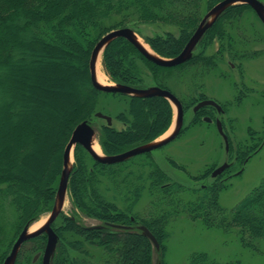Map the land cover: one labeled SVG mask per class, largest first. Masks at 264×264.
Instances as JSON below:
<instances>
[{
    "label": "trees",
    "instance_id": "1",
    "mask_svg": "<svg viewBox=\"0 0 264 264\" xmlns=\"http://www.w3.org/2000/svg\"><path fill=\"white\" fill-rule=\"evenodd\" d=\"M219 1L0 0V76L5 77L11 70L16 73L14 62L23 60L27 50L39 53L42 46L59 47L68 53L72 49L81 52V67L72 68L82 69L84 73L83 79L79 80L81 97L75 102L77 111L57 143L58 155L53 167L45 165L41 159L34 160L31 165L26 164L24 169L17 166V160L23 163L24 156L33 151L31 143L39 133V127L31 119L36 111L32 108L24 113L20 105L9 108L7 103L0 102V122L10 125L11 121L13 128L20 122V126L27 130L25 135L21 131L16 135L14 130L8 129L5 139L0 130V264H4L23 229L35 223L45 212L52 211L62 176L65 148L79 124L87 121L95 127L100 96H117L127 103V109L115 117L122 123L121 129L103 124L97 130L100 146L107 156L155 141L167 132L173 122L172 104L164 97H133L94 88L90 59L101 37L120 28L128 27L142 35L140 25L167 27L164 35L143 37L156 53L172 58L180 53L204 15ZM246 8L248 5L242 4L227 9L209 29L200 45L205 44L209 36L231 43L234 37L228 33V29L237 27L235 24H239L244 13L249 10H244ZM102 58L104 70L113 82L136 88L146 87L145 68L158 80L162 70L171 71L207 63L196 57L174 68L161 67L147 60L131 42L122 37L107 46ZM25 71L22 70V73ZM14 86V77L7 76L4 80L0 78V90L3 91V87L10 90ZM157 86L169 89L163 83ZM19 112L22 117L14 118ZM203 115L200 111L195 122H201ZM256 134L255 130L249 132L251 144L256 141ZM232 146L231 151L234 148ZM236 149L241 152V160L253 152V146L240 145ZM129 161L100 163L84 147L76 146L75 165L69 180L74 208L72 215H64L63 223L56 226L59 242L52 264H153L154 245L143 235L140 226H146L157 238L161 264H166L164 241L169 236L167 226L170 223V212L160 209L159 204L172 205L178 195L187 191L186 187L172 183L167 172L151 162L152 169L147 175L150 184L148 191L155 197V201L151 204L150 212H135L145 189L142 183L145 178L142 175L136 177V184L140 185H133L127 195L122 193L123 205L118 206L116 200L109 199L98 184L100 176H108L117 183L118 176L123 175V165ZM214 168L208 169L198 180L209 177ZM41 174L43 180L33 182V176ZM131 174L129 172L128 176ZM211 184L195 190L197 199L186 203L184 211L193 220H202L208 227L239 229L243 243L247 246H252L253 240L263 239L264 180L231 211H227L219 202L223 183L216 179ZM115 188L122 191L123 187L117 184ZM83 217L99 221L101 227L87 226ZM46 240V236L42 235L31 240L40 242L34 254L43 250ZM33 255L29 256L30 260ZM19 258L20 254L15 264H21ZM189 264L216 263L207 253H196L190 258Z\"/></svg>",
    "mask_w": 264,
    "mask_h": 264
},
{
    "label": "rangeland",
    "instance_id": "2",
    "mask_svg": "<svg viewBox=\"0 0 264 264\" xmlns=\"http://www.w3.org/2000/svg\"><path fill=\"white\" fill-rule=\"evenodd\" d=\"M235 26H241L242 28L238 30L242 31L248 38H252L253 33L251 36L250 32H253V13L251 11L244 13L242 21L239 24H235ZM139 29L142 35L138 34V36L150 50H153L143 36L154 37L156 35H164L168 28L140 25ZM256 32L264 40V25L259 20L258 24H256ZM175 34L178 36L176 31ZM263 42L258 46L259 50L262 51H264ZM204 45L201 44L196 51L202 52ZM42 47L43 49L37 54H34L33 51L28 52L27 50L23 60L14 62L13 66L17 68L16 73L11 70L7 75L4 74L6 75L5 77L0 76L1 80H4L7 76L14 77L15 79L14 88L8 90V88L3 87V91L0 90L1 103H7L9 108L20 105L21 111L24 113H27L32 108L33 111H36L31 119L39 127V133L35 135L34 141L31 140L33 151L24 156L23 163L18 160L16 163L17 166L23 169L26 168V164L31 165L37 159L43 160L44 164L50 167L55 165L56 156L58 155L56 152L57 143L65 133L68 122L75 117L77 111L75 102L81 97L78 87H80L79 80L83 79L84 73L82 69L79 70V68L75 69L74 67H81L82 53L74 49L68 53L59 47ZM73 53L76 54L74 55ZM102 57L103 55L101 56V70L106 76L107 83L114 84L115 82L109 78L104 70ZM72 66L74 67L72 68ZM24 69L26 71L22 73ZM213 69L215 70L213 71ZM244 70L246 82L249 86L253 85L254 92L243 100L242 104L236 105L234 97L238 93L237 88L240 86L239 83H237V88L233 86L234 82L239 80V70L230 71L226 60L211 62L210 65L200 63L197 66H187L171 71L162 70L157 77L158 80H155L149 69L145 68V72L147 73L145 79L146 87H154L158 83H163L186 106L184 129L175 140L162 148L154 150L150 153V156L142 154L130 159L129 163L123 165V175L118 176L117 183L113 182L108 176H100L101 180L98 184L100 190L109 199L116 200L118 206H122V193L124 192L127 195L128 189L133 187V185H140L136 184L138 183L136 177L142 175L145 178V181L142 182L145 189L143 190L141 200L135 208V212L141 214L150 212L151 204L155 201V197L150 195L148 191L150 184L147 181V175L152 169L151 162H154L165 170L172 183L182 184L186 187L187 191L181 194V196L178 195L172 205H167L166 203L159 204L160 209L170 212V223L167 226L169 236L164 241L166 245L164 257L166 264H189L190 258L196 253H207L209 258L216 264H264V238L253 240L251 242L252 246H247L243 243L239 229L232 228L226 230L218 227H208L202 220H193L191 215L184 211L186 203L197 199L198 194L195 190L206 185H213L211 183L214 180L211 177H206L203 180H198V178L208 171V169L221 165L227 159L224 139L215 123L209 124L203 122V120L195 122L196 117L192 114V105L201 97L202 93H206L209 97L217 99L222 103L226 102L229 104L230 113H227L225 123L229 130H234L236 126V132L234 133L233 131V136L231 137L232 140L234 139V142H231L234 150L240 147V145L251 146L252 141L249 136V128H253L257 132L255 135L256 141L252 143L253 157L245 165L243 173L240 176L233 175L235 168H231L221 178H218V182H222V187H224L219 195L221 206L227 211H231L254 189L259 187L264 180V52L258 58L245 61ZM226 71L229 78L225 80L221 74L226 73ZM172 107L174 122H172L167 132L176 120V107ZM126 109V101L117 96L110 95L100 96L97 105L98 112L111 116L113 118V125L118 129H121L123 126L115 117ZM216 116L217 114L214 115V117ZM21 117L22 113L19 112V115H16L14 118ZM10 122V125L4 121L0 122V130L3 133L4 139L6 138L8 129L14 130L16 135L20 133L19 131L24 135L27 133V130L23 126H20V122L16 128H13ZM103 124H106L104 119L99 117L95 119L96 133L94 143L99 146L97 130ZM162 139L164 138L158 139V141ZM100 149L103 153L101 146ZM233 149L230 153L231 159L234 155ZM13 156L16 155L14 154ZM72 165L74 168L75 150L72 154ZM129 172L132 173L131 176H128ZM230 174L232 176L228 177ZM42 175H38L37 177L34 175L33 182L38 183L43 180ZM126 176L128 177L126 178ZM117 184L123 187L122 191L115 188ZM73 208L71 192L68 187L64 208L52 225L55 231L56 226L63 223L64 215H72ZM50 214L51 212H45L35 223L42 221L44 224ZM83 222L87 226L99 224V221L86 217H83ZM41 235L42 237L46 236ZM39 243L29 240L22 246L19 253V262L21 264H39L33 262V259H29V256L35 253ZM153 264H161L160 251H157L155 247Z\"/></svg>",
    "mask_w": 264,
    "mask_h": 264
},
{
    "label": "water",
    "instance_id": "3",
    "mask_svg": "<svg viewBox=\"0 0 264 264\" xmlns=\"http://www.w3.org/2000/svg\"><path fill=\"white\" fill-rule=\"evenodd\" d=\"M239 3L249 4L252 7L254 6L262 22L264 23V6L260 1L258 0H224L218 3L217 5H215L204 16L198 29L192 35L191 39L185 46L184 50L179 55L172 57V58H166V57L160 56L154 51L152 52L149 51L147 47L138 40L137 33L133 29L128 28V27L112 30L106 35L101 37V39L95 45L92 51V54H91V59H90L91 82L94 88L102 92L120 93V94L133 96V97H157L159 96V97L166 98L167 100L171 102L172 105L176 107V121H175L174 130L169 136H167L166 138L162 140H159V141L155 140L154 142L137 146L123 153L112 155V156H107L104 153L102 154L97 153L93 148L94 138H95V133H96L95 128L87 121L79 124L73 131L71 138L64 151L62 176H61V180H60L59 187L57 190V197H56L55 205L51 211L49 218L46 220V222L42 226L34 230H31L30 225L24 228V230L19 234L18 238L16 239L12 247V250L10 254L8 255V257L6 258L4 264H15L19 251L21 247L23 246V244L29 241L30 239L38 237L39 235L43 233H46L48 235V242H47V246H46V249L43 255V264H51V259L55 252V249L57 247L58 240H59L58 235L56 231L53 229L52 225L55 222V220L58 218V216L61 214L64 208V205H65V202H66V197H67L68 187H69V180H70L71 173L73 170L72 154L74 153L75 147L77 145H81L82 147H84L89 152V154L93 157V159L96 160L97 162L104 163V164H115V163L125 162L133 157L146 154V153H150L154 150H157L171 143L181 133V130L184 125V108L179 98L175 94H173L170 90L161 88L159 86L148 87V88H136V87H132L129 85H124V84L103 85L98 81L97 79L98 60H99V57L103 55L107 46L111 42H113L115 39L122 37V38L127 39L129 42H131L147 60L153 62L154 64L161 66V67H166V68L176 67L178 65H181L187 62L192 57L194 48L196 47L198 42L201 40L204 33L217 21L219 16L229 6L239 4ZM209 104L216 105L214 101H202L195 107V110L205 105H209ZM96 116L101 119L106 120L108 126H112L113 118L111 116H107L100 112L97 113ZM205 120L207 121L210 119L206 118ZM217 127H218V130L221 136L224 139L226 150L228 151L229 150V140H228L227 135L223 131V127L220 121L217 122ZM228 166H229L228 164H224L218 167L217 169H215L212 176L217 177L218 175H221L228 168ZM92 227L99 228L101 226L98 225V226H92ZM114 227L120 228V226H114ZM139 229L142 230L143 235H145L151 240L154 247L157 250H160V244L157 238L154 236V234L146 226H140ZM38 257L39 256H36L35 259H37Z\"/></svg>",
    "mask_w": 264,
    "mask_h": 264
},
{
    "label": "flooded vegetation",
    "instance_id": "4",
    "mask_svg": "<svg viewBox=\"0 0 264 264\" xmlns=\"http://www.w3.org/2000/svg\"><path fill=\"white\" fill-rule=\"evenodd\" d=\"M222 1H224V0H221L218 3L222 2ZM258 1H260L263 4V6H264V0H258ZM239 5H242V3L231 5L227 9H229L231 7L239 6ZM245 5H248V8H246L244 10H248L249 9L248 11H251L253 13V32H250L251 36H252V33H253L252 38H248L247 36H245L243 34L242 31L238 30L239 28H242L241 26L232 27L233 29H231V30L228 29V33L232 34L233 37H234V39H233V41L231 43H226L225 41H221V39L219 40L217 37L209 36L208 41L204 45V50L202 52H197L196 51L198 49V47L200 46V42L203 39V37L207 34L209 29H211L214 26V24L219 20V18L222 16V14L227 10L226 9L219 16L217 21L204 33L203 37L201 38V40L198 42V44L194 48L193 53H192V57L187 61V62H189L193 58L197 57V58H201L203 61H207V64L209 65V64H211L209 62H216V61L226 60L230 71H235V70L238 71L239 70L238 71V74H239V78L238 79L239 80H237V82L235 81L234 82V86H233V87L237 88V83H239V86H240L239 88H237L238 89V93L234 97V101L236 102V105L242 104L243 100L248 98L249 95H252L253 92H254L253 91V85L249 86L247 84V82H246L245 70H244V62L247 61V60H251V59L253 60L255 58H258V56L261 55V53L264 52L262 50H259V47H258L259 45L262 44V42L264 40L262 38H260V35L256 32V24H258V20L263 25H264V23L262 22L259 14H258V12H257V10L255 9L254 6L252 7L249 4H245ZM210 10H208L207 13ZM239 10H242V9H239ZM198 27H197V29H198ZM196 30H195V32H196ZM245 32H247V31H245ZM187 43H186V45H187ZM185 46L182 48L180 53L184 50ZM210 60H214V61H210ZM187 62H185L183 64H186ZM183 64H181V65H183ZM218 65H219V63H218ZM178 66H180V65H178ZM214 70L215 69H213V71ZM221 76L225 80L229 78L227 71H226V73L225 72L222 73ZM207 77H209V75H207ZM248 93H251V94H248ZM205 96H208V95L206 93H202L201 97L197 100V102H195L192 105V112H193L192 114H193V116L196 117L198 115V113L201 111L204 114L203 117H202L203 122H206V123H209V124L215 123V125L217 126V122L220 121L221 125L223 127V131L227 135L228 140H229V150L228 151L225 150L227 152V153L225 152L226 155H227V159L221 165L216 166L211 171L209 177H211L215 181L216 179L221 178V176L225 172L230 171L231 168H233V169L235 168V171H234L233 175L240 176L243 173L244 169H245V165L253 157V152H251L250 154H248V156L246 158L241 160V158H240L241 152L238 151L237 149H235V150L233 149L234 155H233L232 159L230 158L231 142L232 143L234 142V139L232 140L231 137L233 136V131H234V133L236 132V126H235L234 130L233 129L229 130V128L226 126V123H225L227 113L228 112L230 113L229 104L226 103V102L222 103V102H220L217 99H213V98H211L209 96L208 97H205ZM202 101H214L216 103V105L209 104V105H205V106L195 110V107ZM182 105H183V108H184V119H185V111H186L185 107L186 106H184L183 102H182ZM215 114H217L216 117H214ZM206 118H209L210 120L206 121L205 120ZM184 123H185V121H184ZM183 129H184V125H183V128L181 130V133H182ZM250 131L253 132V128H249V132ZM230 134H231V136H230ZM252 139H253V136H252ZM224 146H225V144H224ZM251 146H253V144H251ZM251 146H249V147H251ZM224 164H228L229 165L228 168L221 175H218L217 177H213L212 174L215 171V169H217L218 167H220V166H222ZM230 176H232V175L231 174L228 175V177H230ZM227 178H225V179L227 180ZM225 179H223V180L226 181ZM43 235H46V237H47L45 246H44L43 250H41L40 252H37L34 255V257H33V262L39 263V264H43V255H44V251L46 249L47 242H48V235L46 233H43ZM39 236H41V235H39ZM35 238H37V237H35ZM30 240H32V239H30ZM36 256H39V257L37 259H35Z\"/></svg>",
    "mask_w": 264,
    "mask_h": 264
},
{
    "label": "bare ground",
    "instance_id": "5",
    "mask_svg": "<svg viewBox=\"0 0 264 264\" xmlns=\"http://www.w3.org/2000/svg\"><path fill=\"white\" fill-rule=\"evenodd\" d=\"M138 40L140 41V42H142L146 47H147V49L149 50V51H151L152 52V50H150L149 49V47L141 40V38L138 36ZM98 68L99 69H97V79H98V81L101 83V84H103V85H107L108 83H107V81H106V76L104 75V73L102 72V70H101V56L99 57V62H98ZM175 124V123H174ZM174 124H173V126L171 127V129L163 136V137H161V138H165V137H167V136H169L171 133H172V131L174 130ZM160 138V139H161ZM93 148H94V150L97 152V153H99V154H102V152H101V149H100V146L98 145V144H96V143H94L93 144ZM43 224V222L41 221V222H39V223H35L32 227H31V230H34V229H36V228H38L39 226H41Z\"/></svg>",
    "mask_w": 264,
    "mask_h": 264
}]
</instances>
